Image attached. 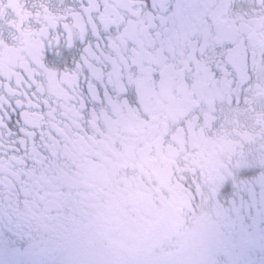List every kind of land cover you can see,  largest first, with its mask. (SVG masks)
<instances>
[{
	"label": "snow or ice",
	"instance_id": "6c2138e0",
	"mask_svg": "<svg viewBox=\"0 0 264 264\" xmlns=\"http://www.w3.org/2000/svg\"><path fill=\"white\" fill-rule=\"evenodd\" d=\"M253 7L224 0H0V248L42 257L32 264H65L57 252L70 211L74 138L125 105L141 110V43L183 41L194 57L189 73L207 86L210 105L202 107L212 128L238 112L255 113L261 126L256 138L221 157L208 194L230 232L250 252L259 249L246 264H264V42H252L246 16ZM221 20L245 38H223ZM10 49L15 56L3 54Z\"/></svg>",
	"mask_w": 264,
	"mask_h": 264
},
{
	"label": "flooded vegetation",
	"instance_id": "af4514ba",
	"mask_svg": "<svg viewBox=\"0 0 264 264\" xmlns=\"http://www.w3.org/2000/svg\"><path fill=\"white\" fill-rule=\"evenodd\" d=\"M224 2L257 5L246 19L252 42H264V0ZM217 28L225 39L245 38L228 21ZM185 47L183 41L164 48L141 43L135 54L141 110L125 105L115 118H101L74 138L70 211L57 252L65 264H246L259 258V249L250 252L226 227L208 193L221 157L256 138L261 126L255 113L238 112L225 127L212 128L202 107L210 105L207 86L197 72L189 73L194 57ZM41 258L0 248V264Z\"/></svg>",
	"mask_w": 264,
	"mask_h": 264
}]
</instances>
